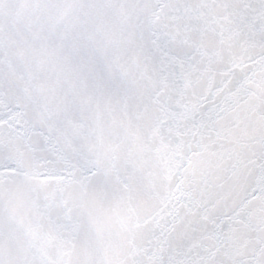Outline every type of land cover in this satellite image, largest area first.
I'll use <instances>...</instances> for the list:
<instances>
[{
    "label": "snow or ice",
    "instance_id": "snow-or-ice-1",
    "mask_svg": "<svg viewBox=\"0 0 264 264\" xmlns=\"http://www.w3.org/2000/svg\"><path fill=\"white\" fill-rule=\"evenodd\" d=\"M0 264H264V0H0Z\"/></svg>",
    "mask_w": 264,
    "mask_h": 264
}]
</instances>
